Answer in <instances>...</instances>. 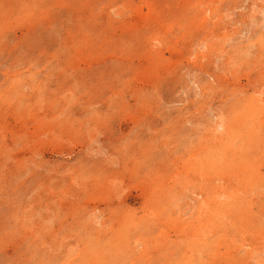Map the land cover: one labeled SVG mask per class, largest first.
Returning <instances> with one entry per match:
<instances>
[{"label": "rangeland", "instance_id": "374dc122", "mask_svg": "<svg viewBox=\"0 0 264 264\" xmlns=\"http://www.w3.org/2000/svg\"><path fill=\"white\" fill-rule=\"evenodd\" d=\"M256 106L264 0H0V264H264Z\"/></svg>", "mask_w": 264, "mask_h": 264}, {"label": "bare ground", "instance_id": "6f19581e", "mask_svg": "<svg viewBox=\"0 0 264 264\" xmlns=\"http://www.w3.org/2000/svg\"><path fill=\"white\" fill-rule=\"evenodd\" d=\"M220 1V0H219ZM231 1V0H230ZM177 2V1H176ZM173 3V2H172ZM179 3V2H178ZM188 3H190V2H188ZM188 3H187V5H188ZM176 5H178V4H176ZM160 6V5H159ZM195 6V5H194ZM172 7H173V5H172ZM175 7V6H174ZM181 7H183V6H181ZM185 7V6H184ZM189 7H190V5H189ZM193 7V6H192ZM170 8V7H169ZM191 8V7H190ZM190 8H188V9H190ZM175 9V8H174ZM210 9V8H209ZM207 10V9H206ZM211 10V9H210ZM183 11H184V9H183ZM190 11V10H189ZM188 11V12H189ZM194 11V10H193ZM215 11H217V10H215ZM175 12V11H174ZM204 12H205V10H204ZM186 13V12H185ZM208 13V12H207ZM214 13V12H213ZM174 14V13H173ZM178 14V13H177ZM215 14V13H214ZM213 14V15H214ZM172 15V14H171ZM175 15V14H174ZM183 15V14H182ZM185 15V14H184ZM183 15V16H184ZM205 15H206V13H205ZM7 27V26H6ZM236 74V73H235ZM229 76V75H228ZM233 91V90H232ZM220 99V98H219ZM250 100V99H249ZM256 102V101H255ZM238 106V105H237ZM258 106H259V104H258ZM257 107V106H256ZM240 108V107H239ZM264 107L263 106H260V109L257 107V108H254V109H252V110H250V108L248 107V109L247 110H249V113H247L246 115H247V117H250V119H251V122L253 123L252 124V126L253 127H256L257 125H259V124H261L262 122H264V116L263 117H261L262 115H264V109H263ZM121 109V108H120ZM237 109V108H236ZM240 110V109H239ZM258 110H259V112H258ZM238 111V110H237ZM121 112V111H120ZM240 112V111H239ZM248 112V111H247ZM245 116V115H244ZM41 120V119H40ZM218 120H220V119H218ZM35 121V120H34ZM236 121H237V119H236ZM32 122V121H31ZM214 122V121H213ZM221 123V122H220ZM217 124V128L215 129V132L217 133L218 131H220L223 135H222V139L223 140H221V143L220 144H218V145H214L213 144V146L212 147H209L208 149H210V150H208V149H206V151L208 152V155H209V153L210 154H213V155H215V156H217L218 158L220 157V159H219V161H218V163H221V161L222 160H224L223 159V157L221 158V156H223V153H226V155H230V153H227L228 152V146H230L231 144H230V142H229V139H230V141H231V138H232V140H234V137H235V135L233 136L231 133H230V131H229V129H226L225 127V125L224 124ZM231 123V122H230ZM238 125V124H237ZM235 126V125H234ZM231 128V127H230ZM238 129V128H237ZM232 130V129H231ZM258 131V130H257ZM219 132V133H220ZM219 135V134H218ZM225 135V136H224ZM259 135V134H258ZM258 138H260L259 136H258ZM262 138V137H261ZM260 138V139H261ZM262 140V139H261ZM58 141V140H57ZM238 143H239V141H238ZM244 143V142H243ZM228 144H230V145H228ZM235 146V145H234ZM239 146L237 145V155L238 156H243L242 157V161H244V162H247L246 164H244V165H248L249 164V161H248V158L246 157V156H244L248 151H245V149H244V147L243 148H240V149H243V150H240L239 151ZM231 150V149H230ZM232 151H233V149H232ZM225 155V156H226ZM211 156V155H210ZM231 156V155H230ZM228 157V156H227ZM209 159V158H208ZM212 159V158H211ZM228 159H229V157H228ZM215 160V159H214ZM129 161V160H128ZM215 162V161H214ZM234 162V164L233 165H235V161H231V159H229V160H225V163H223L222 164V167H225V168H227V167H229V166H231V168H233V165H231L232 163ZM210 163V162H209ZM237 163V162H236ZM241 164V163H240ZM209 166H212L213 167V165H210L209 164ZM215 166H217V164L215 163ZM237 167V166H236ZM236 167L234 166V169H236ZM195 170V169H194ZM253 170V169H252ZM254 171V170H253ZM236 172V171H235ZM198 173H199V171H198ZM258 178V177H257ZM156 180V179H155ZM197 186V185H196ZM232 186V185H231ZM230 186V187H231ZM198 188V187H197ZM221 188L223 189V191L224 192H226L224 189V187L223 186H221ZM204 189V188H203ZM128 190V189H127ZM209 191V197L210 198H213L215 195H216V193L215 192H213V190L212 189H210V190H208ZM235 194H237V192H234ZM217 194H218V191H217ZM220 194V193H219ZM219 194H218V196H219ZM223 195V194H222ZM227 195V194H226ZM216 198V197H215ZM224 199H226L225 197H224ZM214 200H216V199H214ZM213 200V201H214ZM221 201V200H220ZM152 203V202H151ZM217 203H218V201H217ZM246 203V202H245ZM220 205H221V203H219ZM148 205V204H147ZM223 205V207H222V210H221V208H220V211L222 212L223 211V213H225L226 215H228L229 213H230V210H231V203H224V204H222ZM221 205V206H222ZM148 207V206H147ZM214 207V206H213ZM264 207V206H263ZM182 210V209H181ZM200 210L202 211V213H206V210H208L209 212L208 213H214V215L216 216V217H218L219 216V214H220V212H218L219 211V209L218 210H214L212 207H211V204L209 203V202H207V200H205V203H202V204H200ZM149 212H150V210H149ZM132 213V212H131ZM223 213H221V215H223ZM231 215V214H230ZM132 217V216H131ZM208 218V217H207ZM215 220H216V218H215ZM134 221V220H133ZM209 222V221H208ZM210 223V222H209ZM35 225V224H34ZM182 225V224H181ZM218 225V224H217ZM221 226V225H220ZM223 226V225H222ZM219 227V226H218ZM26 229V228H25ZM111 230V229H110ZM227 231V230H226ZM166 232V231H165ZM29 233V232H28ZM256 235V234H255ZM36 237H37V235H36ZM184 238V237H183ZM207 238V237H206ZM223 239V238H222ZM109 240V239H108ZM106 241V240H105ZM110 241H111V239H110ZM36 242V241H35ZM107 243V242H106ZM15 244V243H14ZM44 244V243H43ZM129 244V243H128ZM165 245V244H164ZM168 246V245H167ZM90 248V247H89ZM180 248V247H179ZM188 248V247H187ZM206 249V248H205ZM90 250V249H89ZM184 250V249H183ZM91 251V250H90ZM94 252V251H93ZM103 252V251H102ZM114 252V251H113ZM208 252V251H207ZM99 253V252H98ZM199 253H201V252H199ZM205 253V252H204ZM97 254V253H96ZM107 255H109V254H107ZM190 255H192V254H190ZM115 256V255H114ZM215 256V255H214ZM167 258V257H166ZM202 258V257H201ZM170 259V258H169ZM213 259V258H212ZM171 260V259H170ZM176 260V259H175ZM211 260V259H210ZM159 261V260H158ZM173 261V260H172ZM177 261V260H176ZM179 261V260H178ZM216 261H217V259H216ZM145 262V261H144ZM174 262V261H173ZM200 262V261H199ZM214 262L215 261H213V264H214ZM99 263V262H98ZM177 263V262H176ZM226 264H229L228 262H225ZM224 263V264H225ZM150 264V263H149ZM155 264V263H154ZM239 264V263H238Z\"/></svg>", "mask_w": 264, "mask_h": 264}]
</instances>
